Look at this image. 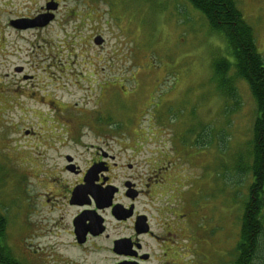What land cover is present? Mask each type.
<instances>
[{"label": "rangeland", "instance_id": "374dc122", "mask_svg": "<svg viewBox=\"0 0 264 264\" xmlns=\"http://www.w3.org/2000/svg\"><path fill=\"white\" fill-rule=\"evenodd\" d=\"M47 3L56 9L46 26L19 30L8 24L46 13ZM263 6V0H238L264 58ZM183 8L178 0H0V211L6 218L3 244L21 264L82 258L65 244L48 247L52 243L43 236L60 230L41 233L43 228L54 226L56 217L67 222L72 209H50V188L37 186L33 173L61 167L69 173L65 155L83 166L102 150L117 154L119 164L132 163L129 174L142 184L150 161L164 148L175 160L161 173L166 183L151 189L148 203L140 197L135 204L158 220L167 217V204L180 200L177 191L171 192L178 175L184 198L204 215L203 244H193L203 258L187 264H231L252 180L237 164L240 155L251 164L246 154L256 106L242 80L234 83L236 100L223 99L211 64L225 54L224 40L197 25L206 19ZM97 36L101 45L93 42ZM168 158L162 160L164 166H169ZM25 165L31 170L30 196L41 194L50 203L41 207L39 199L31 198L35 210L27 222L35 236H24ZM67 173V181H73ZM57 181L51 178L52 184ZM55 238L69 243L68 236ZM260 241L263 249L255 264H264V236ZM145 244L144 250H152ZM54 253H60L62 262ZM114 260L106 247L100 255L90 253L84 264ZM158 260L151 264H160Z\"/></svg>", "mask_w": 264, "mask_h": 264}, {"label": "flooded vegetation", "instance_id": "af4514ba", "mask_svg": "<svg viewBox=\"0 0 264 264\" xmlns=\"http://www.w3.org/2000/svg\"><path fill=\"white\" fill-rule=\"evenodd\" d=\"M262 9L264 11V6ZM242 16L244 17L243 14ZM172 155L167 148L162 149L156 155L159 158L150 161L149 176L144 179L142 184L139 183V177L136 178L129 174L133 171L132 163L119 164L117 154L102 150L95 151L92 156L90 155L83 166L80 161H75L73 155H65L68 159L69 173L63 171L62 167L58 172L49 174L33 173L31 178L37 181V186L50 188L52 197L50 209H72V215L70 220L66 219L67 222L63 223L61 217H56L54 226L49 225L43 228L41 233L48 232L52 227L60 230V232L52 234L48 232L50 236H43L52 243L48 247L52 249L57 244H65V248L70 246L75 251H79V257L82 258L74 259L66 264H84L85 258L90 253L100 255L106 250V247L115 258L113 264L116 262L151 264L157 257L160 264H177L176 259H184L188 256L192 258L186 259V262L183 260L184 264L193 260L199 262V259L203 257L198 256V250H193V244L196 242L198 246L200 243L203 244L200 220L203 222L204 215L192 206L193 202L184 198L181 188H179L182 186L178 180L171 184L173 186L171 192L177 191L176 194L180 200L174 198V202L167 204L168 216L162 220L156 219L149 204L147 208L151 213L147 210L146 212L140 211L135 204L140 197L144 199V202H147L148 198L150 201L151 189L160 188L166 183L165 176L161 173L168 172L172 164L175 163L174 159L171 161ZM165 156L170 157L168 158L169 166H164L161 163ZM64 162L67 163L65 158ZM25 170H27L26 165L24 166V223L27 227L24 229V236H35L33 234L36 229L30 231L27 222V216L35 210L36 201L31 198L39 199L38 203L41 207L48 206L50 203L42 200L41 194L30 196L28 181L31 179L29 174L31 170H27L28 173H25ZM64 173L72 175L73 181L68 182ZM53 177H57L58 181L52 184L51 178ZM118 179H121L120 184H117ZM53 181L55 182V180ZM108 202L109 205L106 206ZM180 204L182 205L179 206ZM116 207L122 209L120 215L129 212L130 216L118 219L113 214ZM58 236H68L69 243L55 242V237ZM78 239L83 241L79 242ZM118 240H126L129 244L127 247H122L126 253H119L116 250V241ZM145 243L148 246L152 245V250H144ZM65 248L59 246L62 251L66 250ZM54 255H58L55 257L61 261L60 253H54Z\"/></svg>", "mask_w": 264, "mask_h": 264}, {"label": "trees", "instance_id": "16d2710c", "mask_svg": "<svg viewBox=\"0 0 264 264\" xmlns=\"http://www.w3.org/2000/svg\"><path fill=\"white\" fill-rule=\"evenodd\" d=\"M178 1L184 6V10L185 6L193 10L188 15L207 20L204 24L197 22V25L205 27L224 40L225 54L214 57L211 64L212 79L223 99L236 100L234 83L242 80L248 85L255 102L256 116L250 138L251 147L246 154L251 159V164L249 166L243 162L242 155L237 164V170L250 172L252 180L244 201L238 239L231 261V264H255L262 248L260 239L264 236V58L258 52L253 29L244 20L237 0ZM207 132L202 134L207 135ZM202 138L198 137L197 141L203 143ZM174 179L182 181L178 175ZM5 220L0 212V264H21L3 244Z\"/></svg>", "mask_w": 264, "mask_h": 264}, {"label": "water", "instance_id": "95a60500", "mask_svg": "<svg viewBox=\"0 0 264 264\" xmlns=\"http://www.w3.org/2000/svg\"><path fill=\"white\" fill-rule=\"evenodd\" d=\"M46 13L40 14L34 18H20V19H14L9 22V25L12 26L15 29H26V28H35V27H44L46 26L52 19L54 18L53 11L56 9V4L55 3H47L45 5ZM103 40L100 36H97L94 38V43L96 45L102 44ZM77 191V189H76ZM111 197V196H110ZM110 199V198H109ZM80 204V203H79ZM109 205V202L106 204V206ZM122 212V209L119 207H116L115 211L113 214L115 217L118 219H125L130 216V213L128 212L125 215H120ZM79 242H82L83 240L78 239ZM129 244H127L126 240H118L116 241V250L119 253H126L124 250H122V247H127Z\"/></svg>", "mask_w": 264, "mask_h": 264}]
</instances>
